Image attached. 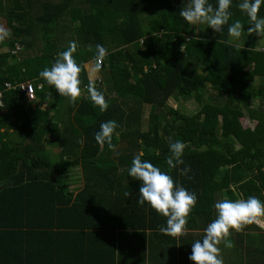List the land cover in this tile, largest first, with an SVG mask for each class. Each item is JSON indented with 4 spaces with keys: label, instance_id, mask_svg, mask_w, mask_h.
<instances>
[{
    "label": "trees",
    "instance_id": "16d2710c",
    "mask_svg": "<svg viewBox=\"0 0 264 264\" xmlns=\"http://www.w3.org/2000/svg\"><path fill=\"white\" fill-rule=\"evenodd\" d=\"M188 2L0 0V28L10 31L0 40V264H114L134 254L123 249V238L139 246L143 260L150 243H174L158 230L165 217L136 203L139 181L127 168L138 154L196 193L186 231H203L217 200L264 201V46L246 31L238 0L220 32L185 22L178 13ZM257 15L264 16V4ZM233 20L242 23L238 38L227 32ZM69 41L77 43L80 89L87 87L74 103L37 75ZM36 43L34 54H24ZM97 44L107 50L106 75L95 87L108 102L102 113L89 100L84 68L95 61ZM25 81L34 87L33 102L19 87L4 88ZM170 98L192 99L198 110L182 114L166 105ZM244 118L252 127L243 126ZM109 119L117 123L111 148L93 139ZM169 138L185 144L183 163L170 170ZM52 147L59 149L56 163ZM74 167L83 180L75 193L68 185ZM249 225L229 229L227 240L242 250L248 244L250 264H264L257 243L264 234L255 226L259 234L247 232Z\"/></svg>",
    "mask_w": 264,
    "mask_h": 264
},
{
    "label": "clouds",
    "instance_id": "9594fccd",
    "mask_svg": "<svg viewBox=\"0 0 264 264\" xmlns=\"http://www.w3.org/2000/svg\"><path fill=\"white\" fill-rule=\"evenodd\" d=\"M232 3L233 0H216L215 7H213L209 0H189L178 14L188 24L206 22L214 32H220L221 26L227 23L232 15L229 10ZM262 4L264 0H238L236 4L241 13L247 17L246 31L249 33L255 32L257 35L264 33V16L257 15ZM241 31L240 20H233L227 29L229 36L234 38H238ZM9 35V30L0 28V40ZM76 49L77 43L69 41L68 46L57 54L54 62L37 74L54 88L59 96L67 97L69 103H74L77 97L83 95L80 92L82 89H80L79 78L81 66L73 56ZM106 55L105 47L97 44L92 73L99 71L101 61ZM88 94L93 108H98L101 113L108 108L103 92L97 90L91 80L88 84ZM116 128L115 120L102 121L98 130L94 132L93 139L98 145L107 143L111 148L110 142ZM184 147L183 141L178 139L173 141L169 138V155L165 160L169 170L183 163L181 157ZM141 155H134L127 168V176L139 181L136 203L165 217L164 224L158 226L159 232L177 238L186 231L188 214L197 201L196 193L187 190L178 181L174 182L169 171H162L150 160L141 159ZM187 171V166L180 169L181 174ZM123 195L128 197L129 191H124ZM212 208L215 210L214 219L207 223L203 229V235L191 242V250L187 259L193 264H223L218 245L223 240L225 247L231 246L230 241L227 240L230 235L229 229L239 231L244 225L256 222L258 217L264 215V201L254 195L245 199H220L213 202Z\"/></svg>",
    "mask_w": 264,
    "mask_h": 264
},
{
    "label": "crops",
    "instance_id": "0c3cea01",
    "mask_svg": "<svg viewBox=\"0 0 264 264\" xmlns=\"http://www.w3.org/2000/svg\"><path fill=\"white\" fill-rule=\"evenodd\" d=\"M93 64H94L93 61H88L84 64L88 82L90 80L94 82L97 78H100V80L102 81V78L99 74H103V72L100 71V73L98 72L92 73L91 69H92ZM52 150L56 154H58L59 152V149L56 147H52ZM79 169L80 168L78 167H74L70 170V175L68 178V181H69L68 185H69L70 191H72L73 193L77 192L82 187L81 182L83 184L82 178H81V181L79 180V176H78ZM79 175L81 177V173H79ZM258 225L259 224H256V222L250 223L249 227L247 228L248 229L247 232H251L253 234V232L257 230V229H254L255 231L252 230L251 227L254 228V226L258 228V230H260ZM200 232L202 233L203 231H200V230H196L193 232L185 231L179 237L174 238L175 239L174 243L164 244L162 249L159 245L156 246L158 247L156 249V247H154L156 244L150 243L148 252L143 254L145 255L144 260L140 257L142 255L141 250L138 251L135 249V248H138L139 246L134 243L132 244L128 238H123L121 240V246L124 247L123 249L130 248L134 251V254L132 258H130V256H127L125 258L119 259V261L116 260L114 264H193V262L187 259V256L191 250V242L195 239H198V234ZM262 233L264 234V232ZM255 234L257 235L259 233L255 232ZM259 235L264 237L261 234ZM243 247H244L243 250L237 249L236 247L235 248L233 247L220 248L219 247L221 250L219 255L223 258V264H250L251 263L250 254H248L250 246L245 243ZM259 247H260V250L264 252V242L261 243ZM166 251L168 253H166ZM171 256H173V259H171L172 258ZM68 260L69 259L65 258L64 256H62V258L59 259V261H63V262L65 261L68 262ZM104 264H108V263L104 262Z\"/></svg>",
    "mask_w": 264,
    "mask_h": 264
},
{
    "label": "rangeland",
    "instance_id": "374dc122",
    "mask_svg": "<svg viewBox=\"0 0 264 264\" xmlns=\"http://www.w3.org/2000/svg\"><path fill=\"white\" fill-rule=\"evenodd\" d=\"M26 9H27V6L24 7V10H26ZM195 25L198 27H201L203 29L206 27L205 22L204 23H197ZM257 41H258L257 43H262L264 46V33L257 35ZM37 46H39V43H36L34 50H29L27 52H24V54H34L36 52ZM15 54H16V52H15ZM98 73H100V72H98ZM99 75L101 76L102 80L104 81V76L106 74L103 73V74H99ZM166 105L178 110L180 113L185 114V115L194 114L198 110L197 104L192 99L182 100V99L170 98L166 102ZM148 112H149V107L146 105L142 106V115H141L142 126H141V128L145 127V125H146ZM242 124L244 127H252L253 122L247 118H244L242 120ZM48 149L51 151V153H50L51 162H53V163L58 162V159H57L58 156L54 153L52 148H48ZM79 170H78V172L80 173ZM79 173H78V176H79V180L81 181V177H80ZM68 184H69V181H68ZM81 186H82V182H81ZM256 224H259L258 225L259 229L262 230L261 232H264V215L257 218ZM263 242H264V237L258 238L257 243H263Z\"/></svg>",
    "mask_w": 264,
    "mask_h": 264
},
{
    "label": "built area",
    "instance_id": "2783aa9c",
    "mask_svg": "<svg viewBox=\"0 0 264 264\" xmlns=\"http://www.w3.org/2000/svg\"><path fill=\"white\" fill-rule=\"evenodd\" d=\"M20 46L16 45L14 51H12V54L14 55L15 52L17 53V51H19ZM95 63V61H93ZM102 70V61H101V67L99 69L98 72H100ZM94 87H97L101 84V80L100 78H97L94 82ZM16 87L20 88V91L25 95L26 97V101L27 102H33L34 100H36L35 98V90L33 85L31 84V82L29 81H25L23 83L20 84H10V83H5L4 84V88L5 89H15ZM40 86H38L39 88ZM87 90V87H83L82 90L80 91L83 95L85 93V91ZM1 93L2 91L0 90V98H1ZM0 106H2L1 100H0Z\"/></svg>",
    "mask_w": 264,
    "mask_h": 264
}]
</instances>
